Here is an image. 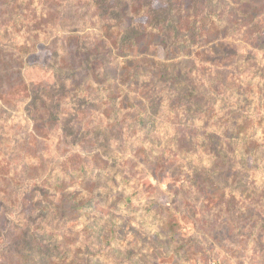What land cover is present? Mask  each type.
Listing matches in <instances>:
<instances>
[{
    "label": "rangeland",
    "instance_id": "rangeland-1",
    "mask_svg": "<svg viewBox=\"0 0 264 264\" xmlns=\"http://www.w3.org/2000/svg\"><path fill=\"white\" fill-rule=\"evenodd\" d=\"M87 1L85 5V0H81L82 5L70 0L74 7L67 5L62 13L65 17L80 15L72 27L79 32L83 47L94 44L100 56L113 59L117 56L116 48L107 41L111 46L108 47L111 54L107 56L105 46L99 43L101 39L91 31L101 23V18L97 17L100 15L97 6L90 8L92 0ZM138 6L133 4L130 16L143 13L148 7L145 2L142 11H134ZM116 7L118 10H111L113 17L125 11L120 5ZM144 21L142 16L134 18L128 23L130 32ZM48 25L41 31L42 26L37 27L38 38L35 32H30L29 41L38 39L41 46L31 56H24L22 64L25 80L30 87L39 86L38 89L31 94L24 91L14 96L15 106L0 101V264H58V248H53L55 238L49 241L48 237L54 234L65 237L62 241L70 247L72 255H96L98 264H264V132L258 130L254 139L243 144L242 150L237 146L235 151L225 137L213 139L217 147L212 146L207 137L213 129L218 130L217 116L209 119L206 126L207 121L193 120L190 113L180 109V104L169 108L168 102L176 98L178 88L167 82L168 79L152 82L140 76L139 88L127 86L125 76H120L124 66L115 61L112 69L106 71L107 76L96 80L89 74L87 65L88 72L78 68L75 55H65L52 48L60 45L62 30L54 22ZM217 30L226 32L228 37L216 40ZM115 31L119 32L120 27ZM243 32L239 23L213 24L204 31L199 48L210 53L195 55L199 49L192 48L193 56L175 61L179 63L173 70L174 75H189L190 80L202 83L211 71L215 74H212V85L221 88L223 84L226 85L223 90L236 89V93H244L249 83L258 85L264 75V62L260 54L256 55L261 70L249 72L245 51L253 53L256 49ZM1 39L6 38L3 35ZM213 42L218 46L208 50ZM162 43L160 36L143 38L141 60L147 62L172 55ZM1 49L7 54L5 59H9V52L18 54L16 48L14 52L7 47ZM75 50L71 46L70 51ZM233 51H237L236 58L230 56ZM215 64L219 65L213 68ZM65 65L78 68V76L68 78L73 83H67V98L62 99L60 109L53 110L52 101L43 96L41 87L58 89L64 78L55 76L51 69L59 66L66 71L69 66ZM155 85L164 88L159 94L162 95L160 106L148 104L142 92L143 88L154 91ZM115 88L119 91L113 97L122 93L126 99L123 104L129 106L120 109L122 102L118 97L115 112H108L107 99ZM71 95H75V101L69 105ZM227 95H231V90ZM236 98L232 95L229 101ZM43 103L46 108L41 106ZM141 103L151 117L147 128H138L134 123L133 105ZM214 113L218 114L217 109ZM189 129H195L199 135L192 145L185 142ZM148 148L154 152L144 153ZM217 148L226 153L233 166L230 170L225 164L217 167L212 184L182 164L187 161L185 153L193 151L196 157L203 154L208 162L202 166L209 167L211 161L216 162L210 153ZM108 151L122 155L117 163H111ZM37 157L42 159L46 172L36 171L35 166L40 167L36 165ZM24 160L28 163L22 171ZM105 161L113 167L116 165L121 171L119 174L139 183L125 190L120 178L117 180L120 184H116L108 177L97 175V169L106 168ZM191 162L197 164L195 159ZM79 166L87 169L86 172L71 174ZM65 175L64 192L59 194L56 185ZM42 187L52 192L49 196L52 201L47 206L42 204L49 213L43 221L38 206L31 205L27 198L31 189L37 191ZM71 192L77 195L67 198ZM127 194L133 197L127 208H117V198L123 199ZM152 201L156 203L149 204ZM241 201L248 207L241 209ZM228 202H231L230 209ZM146 206L153 208L154 213L147 212ZM161 217L165 221L160 222ZM26 225H30V230H26ZM20 230L30 232L26 239L16 235ZM24 241L27 246H22ZM46 245L52 250L46 251ZM40 252L43 259L37 257Z\"/></svg>",
    "mask_w": 264,
    "mask_h": 264
},
{
    "label": "trees",
    "instance_id": "trees-1",
    "mask_svg": "<svg viewBox=\"0 0 264 264\" xmlns=\"http://www.w3.org/2000/svg\"><path fill=\"white\" fill-rule=\"evenodd\" d=\"M69 1L70 0H0V33L1 36L4 35L6 38L1 39L0 36L1 102H4L9 106H15L16 101H14V96L20 95L24 91L31 94L33 90L35 91L36 88L38 89L39 86L30 87V84H28L25 80L24 75L22 74V64L24 63V56L25 58L31 56L35 53V50L41 46L39 45L40 42L38 39H35L33 43L29 41L30 32H35L37 34L36 37L38 38L39 32L45 27H48V24L51 21L57 25V28H61L62 30V40H60V45L52 48L60 50L65 55H75L76 60L74 63L78 64V68L80 70L85 69L88 72L89 69V74L94 79L98 80L99 78H105L107 76L106 71L112 69L114 62L116 61L118 65L122 64L124 66V70L120 76H125L127 80L125 85H135L139 88V79H142L140 76H146V79H152V82H154L155 79L166 78L168 79L167 82H170L172 86L176 85L175 87L178 88L176 98L173 100L171 99L172 103L168 102L169 108L171 106H176V104H180V109L186 114L190 113L189 115L193 118V120H197L198 122H203L204 120L207 121L206 126L209 124V119L217 116L216 123L218 124L215 126H217L218 130L211 129L212 131L207 137L208 143L212 146L217 147L214 143H212L213 139L221 140V137H225L234 145L236 148L235 151L237 150V146L242 150L243 144L252 138L254 139L258 130L264 132V102L262 101V99H264L263 73L260 83L258 85L250 83L247 84V88L244 93H236L234 92L236 89L230 88L223 90L226 88V85L223 84L221 88L212 85V74H215L211 71L209 72V76L206 81L202 83H197L196 80H190L188 77L189 75L177 76L173 73V70L179 63L175 62L176 60L193 56L192 48L199 49L202 46L203 43L201 39L203 38L204 31L213 27V24L223 25L225 23H239L241 30H244V36L248 34L250 43L257 52L255 51L252 53L250 51H245V49H243L242 52L245 51V54L249 58L246 62V64H249L250 66L249 72H260L261 62L258 61L257 56L260 54L261 61L264 62V51L258 50L262 48L264 49V0H92L90 8H92L93 5L95 7L97 6V10L100 13L97 17L100 16L101 23L97 24L96 28L91 31L96 38L101 39L99 43H101V46H105L104 52L107 56L111 54L110 48L108 49L110 45L116 48L117 56L113 59H108L106 57L103 58L100 56L99 51L94 44H89L87 47H83L81 45L80 40L82 39L78 36L79 32L75 31V28L72 27L73 21L76 22V20L80 18V15H75L73 13V17H65L62 13L67 5L74 7V5ZM145 2H147L148 7L143 11V13L135 16L129 15V9L133 6V4L139 5V9L134 7L133 10L140 12L142 11L141 9ZM77 3H81V0H77ZM87 3L88 1L85 0V5ZM81 4L83 5L84 2ZM118 5L123 7L125 11L120 14L117 13L116 17L111 16V10L116 8L118 10V7H116ZM81 8L83 7L81 6ZM141 16L145 19L143 24H138V27L135 28L133 32H130V25L128 23L132 22L134 18H139ZM40 25L42 28L39 29V31L37 27ZM116 27H120V31H117V33L115 31ZM222 32L223 31L221 30H217L215 35L217 36L215 37L216 40L217 38L228 37L226 32H223L224 34L221 35ZM159 36L161 37V42H163L162 44L164 47L172 51V55H166L163 59L152 58L151 60L144 62L140 58L142 57V53L140 51V48H142V39L145 37L151 38ZM74 41L75 44L72 45ZM77 41H79V43ZM107 41L110 45H108ZM214 43L215 42H213V47L208 50L214 49L215 46H218L217 43H215V45ZM30 44L32 45L30 46ZM71 46L75 47L76 50L74 52L70 51ZM2 47H7L10 50H13V52L16 48V51L18 50V54H15V52H9V59H5V55L7 54H5L4 50L1 49ZM195 52V55H205L206 53H210L206 52V50L200 49ZM52 53H55V51ZM236 54L237 51H233L230 56L232 58H236ZM211 58L217 60L215 57ZM234 62L238 61L235 59ZM86 65L88 69L86 68ZM217 65L219 64L213 65V68ZM65 66H69L66 71L59 66L51 69L55 76L63 77L65 80H63L58 89H55L54 87H41L42 91L40 92L44 93L43 96L48 99L50 98L52 101L51 108L53 110L60 109L62 106V99L67 98L66 95L69 93L66 87L67 83H73V81L68 78H72L73 75L78 76V68L71 67L70 65ZM86 74L88 73L85 72V75ZM44 89L45 91H43ZM163 89V87L155 85L154 91L143 88L142 92L148 100V104L160 106L162 104V95L159 94L163 91ZM229 89L231 90V95L228 96L227 93L230 91ZM115 91L117 92L119 90L115 88L111 91V93H109L107 99L108 112H115V99L118 97H121L120 101L122 102L120 109L124 110L129 106L128 103L123 104L126 99L125 96H122V93H120L119 96L113 97ZM134 92L137 93V91ZM232 95H235L237 98L234 101H229V99L232 98ZM74 98L75 95L68 97V99H70L68 102L69 105L75 101L73 100ZM152 99H154V103H152ZM41 106L43 108L47 107L46 103H43ZM133 106H135L134 123H136L138 128H147L148 119H151V117L147 114L146 110L144 111L143 108H145V105L141 103ZM79 108L80 107H77V109ZM215 109L218 111L217 115L214 113ZM261 111H263V113ZM179 112L180 111H177V113ZM56 115L57 114H55L54 117H57ZM100 130L101 129L99 128V131ZM188 132L189 133H186L185 142L192 145V141L195 138L198 139L199 135L195 129H189ZM204 135H207V133L204 132ZM145 151L150 153L154 152L152 148L145 149L144 153ZM108 153L112 158L110 159L111 163L114 164L115 162L117 163L122 156L118 153L115 154L113 151H108ZM210 154L216 157V162L211 161L209 163V167L202 166V163L208 162L206 161V157H203V154L200 157L198 155V157H196V155H193V151L190 154L185 153L187 161H184L182 164L198 178L201 176L204 181L208 180V183L212 184L214 183L212 182V178L217 172V167L219 168L225 164V168L227 167V169L230 170L233 164L230 163V160H228L230 158H227L224 155L226 153L223 154L221 148H217V150L211 152ZM117 155L120 156L117 157ZM193 156L194 158H192ZM37 158L38 162H36V165H40V167L38 168V166H35L36 171L46 172L43 171L42 168L44 167L42 159H39V157ZM28 159L32 160L33 157H29ZM193 159L196 160L197 164L191 162ZM24 161H21L22 171H24L28 163L27 160ZM18 163L20 164V161ZM103 165L106 168L100 167L97 169L96 174L108 177L111 182H115L116 184H120L117 181L118 178H120V182H122L125 190H128L129 187H131V184L139 183L132 180L130 181L128 175L119 174L121 171L116 169V165L113 167V165L106 161ZM86 170L87 169H83V167L79 166L73 169L71 174L81 171L86 172ZM66 177L67 175L63 176L60 178V182L57 183V185L55 184L58 186L56 190L59 194L64 192L62 186L66 184ZM188 181H192V178ZM204 181L202 182V185L204 184ZM34 193L37 194L34 195L35 197H33ZM51 194L52 192L48 191L47 188L42 187L37 191L31 189L27 195L29 201L31 200V205L36 204L38 206L37 210H39L42 221L48 217L47 215L49 213L46 212L44 206H47L52 201L49 197ZM74 195H77V192H71L69 195H66V197L72 198ZM37 196L39 197L37 198ZM63 196L65 197V195ZM66 197L65 199H67ZM132 198L133 197L129 194H127V196L123 199L117 198L119 202L116 207L121 209L126 206ZM34 199L35 201H33ZM61 201L63 200L60 199V202ZM43 203L45 204L44 206H42ZM154 203L156 202L152 201L149 204ZM229 203L231 202H228V208L230 206ZM240 207L241 209H244V207L247 208L248 206H245L244 202L241 201ZM166 209L169 210V208ZM153 210L154 209L150 206H146V211L150 214L154 213ZM148 218H151V216ZM163 220L165 221V217H161L160 222H163ZM25 227L26 230H30V225H26ZM209 228L211 229L212 226ZM18 233L19 234L16 235L19 238L22 237L24 239H26L25 236L27 234H30L29 231L23 230H20ZM48 237H50L49 241H51L52 237L55 238L53 248H58V252L56 253V260L58 264H98V261L94 259L96 258V255H88L87 257H77L75 254L72 255L70 247L62 241V238H65L62 235L54 234ZM57 243H60V245H57ZM24 245L27 246L26 241H24L22 246ZM48 249L52 250L51 246L46 245L45 250L47 251ZM21 257L23 256L21 255ZM37 257L42 259L44 258L41 252L38 253Z\"/></svg>",
    "mask_w": 264,
    "mask_h": 264
}]
</instances>
